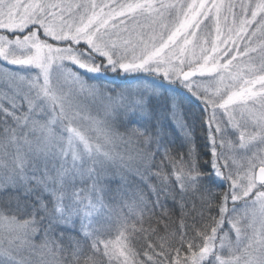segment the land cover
I'll use <instances>...</instances> for the list:
<instances>
[{"label":"snow or ice","instance_id":"obj_1","mask_svg":"<svg viewBox=\"0 0 264 264\" xmlns=\"http://www.w3.org/2000/svg\"><path fill=\"white\" fill-rule=\"evenodd\" d=\"M0 264H264V0H0Z\"/></svg>","mask_w":264,"mask_h":264}]
</instances>
